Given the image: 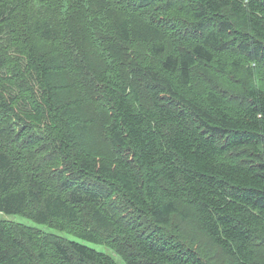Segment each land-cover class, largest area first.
Listing matches in <instances>:
<instances>
[{
  "label": "trees",
  "instance_id": "trees-1",
  "mask_svg": "<svg viewBox=\"0 0 264 264\" xmlns=\"http://www.w3.org/2000/svg\"><path fill=\"white\" fill-rule=\"evenodd\" d=\"M0 264H264V0H0Z\"/></svg>",
  "mask_w": 264,
  "mask_h": 264
},
{
  "label": "rangeland",
  "instance_id": "rangeland-1",
  "mask_svg": "<svg viewBox=\"0 0 264 264\" xmlns=\"http://www.w3.org/2000/svg\"><path fill=\"white\" fill-rule=\"evenodd\" d=\"M0 220H8V221H12V222H16V223H20V224H23V225H26V226H30V227H35V228H39L41 230H44L48 233H55V234H58V235H61L63 237H66L68 239H71V240H75V241H79V242H82L81 240L67 234V233H64V232H60V231H57V230H53L51 229L50 227L46 226V225H40V224H37L35 222H33V220L23 216V215H7L3 212H0ZM87 245H89L90 247H93L94 249L100 251V252H103V253H106L108 255H112L116 261L118 262V264H126L124 262V260L119 257V256H116L114 254V252L109 249L107 246L105 245H94V244H89V243H86Z\"/></svg>",
  "mask_w": 264,
  "mask_h": 264
}]
</instances>
